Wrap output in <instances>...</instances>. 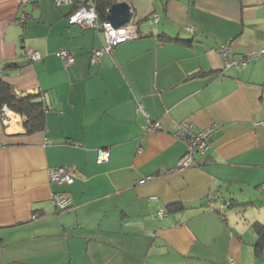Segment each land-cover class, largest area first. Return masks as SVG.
Listing matches in <instances>:
<instances>
[{
	"label": "crops",
	"instance_id": "obj_1",
	"mask_svg": "<svg viewBox=\"0 0 264 264\" xmlns=\"http://www.w3.org/2000/svg\"><path fill=\"white\" fill-rule=\"evenodd\" d=\"M84 1L0 0L1 77L45 102L32 132L0 117V264H264V52L225 68L217 51L264 48V0H111L139 34L95 61L104 33L67 20ZM184 121L220 128L174 170ZM62 165L72 183L51 180Z\"/></svg>",
	"mask_w": 264,
	"mask_h": 264
},
{
	"label": "built area",
	"instance_id": "obj_2",
	"mask_svg": "<svg viewBox=\"0 0 264 264\" xmlns=\"http://www.w3.org/2000/svg\"><path fill=\"white\" fill-rule=\"evenodd\" d=\"M27 0H21V4L26 3ZM99 0H86L83 3H79L67 16V20L70 24H79L83 27H94L101 30L105 35V44L99 49H95L92 52V60L100 59L101 55L105 52L113 51V48L124 41L133 39L138 36L139 29L138 25L135 22H127L120 25H115L109 18L103 19L100 17L97 8V2ZM74 0H55L57 5L64 3H72ZM109 11V7L107 8ZM154 19L157 20V14L153 15ZM189 30H194V27L188 26ZM217 51L221 54L224 62L225 68L231 65L237 67L243 66L248 59L256 57L259 53L264 52V48L259 51H253L242 58L235 57L233 50L229 43H221ZM59 55L62 61L65 64L75 61V54L67 49H61ZM26 56L31 61H37L41 59L42 54L38 50H28ZM4 70L0 68V77L3 75ZM143 107V106H142ZM13 111L9 108V105L3 104L0 108V117L2 122L7 125L11 120V115ZM146 113V110H145ZM23 119L26 118V115H22ZM160 120H150L148 123V128L157 129L161 127ZM220 126L218 123H212L202 129L195 130L193 122L184 121L179 128L176 130V137L182 139L186 144V151L181 156V158L176 162L172 167L174 170H180L189 167L195 161V156L197 154H205L209 151L211 147L210 139L211 137L219 130ZM141 151V149H139ZM107 158L106 156L101 158L103 160ZM147 176L139 180V182L145 181ZM50 178L53 181L63 182V183H72L75 178V172L73 169L68 166H57L50 170ZM53 202L60 209H66L71 205V198L66 195V193L59 191L55 192L53 195ZM159 216L166 214L164 209H159L157 211ZM236 261L233 257L229 258L228 264H235ZM103 264H108L107 262Z\"/></svg>",
	"mask_w": 264,
	"mask_h": 264
},
{
	"label": "trees",
	"instance_id": "obj_3",
	"mask_svg": "<svg viewBox=\"0 0 264 264\" xmlns=\"http://www.w3.org/2000/svg\"><path fill=\"white\" fill-rule=\"evenodd\" d=\"M110 2L111 0H99L97 2L100 16H106V8ZM4 103L8 104L12 109L26 115L24 122L27 132H32L43 127L45 114L44 100L35 94L29 93L23 96L16 94L12 85L0 77V107ZM255 227L260 233L259 243H257V246H259L260 242L262 243L264 240V221H257Z\"/></svg>",
	"mask_w": 264,
	"mask_h": 264
},
{
	"label": "water",
	"instance_id": "obj_4",
	"mask_svg": "<svg viewBox=\"0 0 264 264\" xmlns=\"http://www.w3.org/2000/svg\"><path fill=\"white\" fill-rule=\"evenodd\" d=\"M130 15V6L125 1L113 3L108 12V18L115 25H119L127 21L130 18Z\"/></svg>",
	"mask_w": 264,
	"mask_h": 264
}]
</instances>
